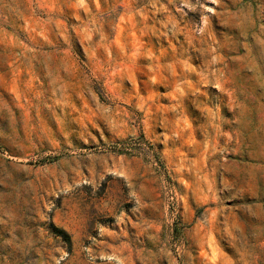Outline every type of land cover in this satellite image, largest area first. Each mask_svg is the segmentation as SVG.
<instances>
[{"label": "rangeland", "instance_id": "rangeland-1", "mask_svg": "<svg viewBox=\"0 0 264 264\" xmlns=\"http://www.w3.org/2000/svg\"><path fill=\"white\" fill-rule=\"evenodd\" d=\"M0 264H264V0H0Z\"/></svg>", "mask_w": 264, "mask_h": 264}]
</instances>
